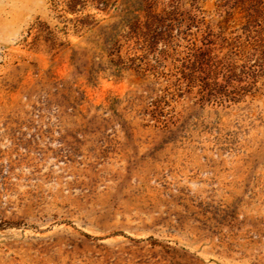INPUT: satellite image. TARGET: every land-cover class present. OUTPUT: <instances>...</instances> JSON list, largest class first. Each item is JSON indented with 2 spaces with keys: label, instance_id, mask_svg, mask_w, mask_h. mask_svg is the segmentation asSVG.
<instances>
[{
  "label": "rangeland",
  "instance_id": "obj_1",
  "mask_svg": "<svg viewBox=\"0 0 264 264\" xmlns=\"http://www.w3.org/2000/svg\"><path fill=\"white\" fill-rule=\"evenodd\" d=\"M67 3L0 0V264H264V71L155 106L162 77L110 62L137 0Z\"/></svg>",
  "mask_w": 264,
  "mask_h": 264
},
{
  "label": "trees",
  "instance_id": "obj_2",
  "mask_svg": "<svg viewBox=\"0 0 264 264\" xmlns=\"http://www.w3.org/2000/svg\"><path fill=\"white\" fill-rule=\"evenodd\" d=\"M88 1L100 10L109 3L68 0V9L75 11L77 5L84 7ZM158 1L137 0L146 14H126L123 18L122 29L109 49L116 56L110 59L114 68L162 77L163 93L152 102L155 106L168 95H189L196 86L199 99L212 95L239 102L251 93L254 81L264 71V0H220L217 6L226 10L216 22L197 13L172 14L174 10L168 6L175 0H168V6L164 4L157 11ZM200 1L190 0L188 12L199 10ZM89 17H78L75 31L92 28L94 19L90 22ZM124 46L126 54L122 55ZM150 54L153 63L146 60ZM221 69L224 82L217 80ZM234 81L236 85L228 90Z\"/></svg>",
  "mask_w": 264,
  "mask_h": 264
}]
</instances>
